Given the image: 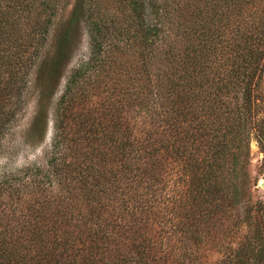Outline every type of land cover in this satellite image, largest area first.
<instances>
[{
	"label": "trees",
	"instance_id": "trees-1",
	"mask_svg": "<svg viewBox=\"0 0 264 264\" xmlns=\"http://www.w3.org/2000/svg\"><path fill=\"white\" fill-rule=\"evenodd\" d=\"M83 31L45 165L0 175V264H264V0H0V140L33 87L44 142Z\"/></svg>",
	"mask_w": 264,
	"mask_h": 264
},
{
	"label": "rangeland",
	"instance_id": "rangeland-1",
	"mask_svg": "<svg viewBox=\"0 0 264 264\" xmlns=\"http://www.w3.org/2000/svg\"><path fill=\"white\" fill-rule=\"evenodd\" d=\"M71 6H69L62 17L66 19L69 15ZM90 57L89 37L85 31L82 33L81 41L77 51L74 53L71 61L67 65L64 73V78L61 81L59 92L54 100V106L50 112L49 127L46 138L43 143L37 146H30L26 143V132L29 129L35 116L38 104V94L31 87L26 95V106L23 113L14 123L7 135L0 140V175L16 172L29 166H44L48 153L50 152L53 142V117L54 108L57 100L64 89L67 78L72 70L82 63H86ZM264 116V109L260 111ZM261 153L255 133L250 136V166L249 174L252 179L257 180V187L252 192V202L261 201L264 203V158ZM255 216V213L253 214ZM204 264H223L222 257L214 249L209 248L204 255Z\"/></svg>",
	"mask_w": 264,
	"mask_h": 264
},
{
	"label": "water",
	"instance_id": "water-1",
	"mask_svg": "<svg viewBox=\"0 0 264 264\" xmlns=\"http://www.w3.org/2000/svg\"><path fill=\"white\" fill-rule=\"evenodd\" d=\"M263 187V189H264V186H262Z\"/></svg>",
	"mask_w": 264,
	"mask_h": 264
}]
</instances>
